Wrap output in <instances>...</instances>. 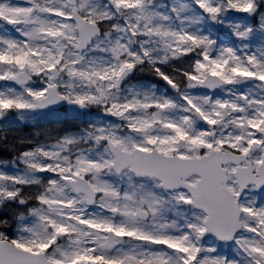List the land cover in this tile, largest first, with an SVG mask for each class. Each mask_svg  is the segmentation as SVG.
I'll use <instances>...</instances> for the list:
<instances>
[{"label":"snow or ice","instance_id":"snow-or-ice-1","mask_svg":"<svg viewBox=\"0 0 264 264\" xmlns=\"http://www.w3.org/2000/svg\"><path fill=\"white\" fill-rule=\"evenodd\" d=\"M0 264H264V0H0Z\"/></svg>","mask_w":264,"mask_h":264}]
</instances>
